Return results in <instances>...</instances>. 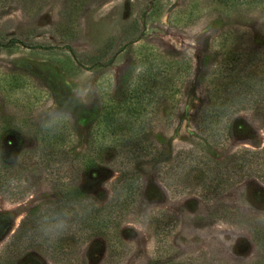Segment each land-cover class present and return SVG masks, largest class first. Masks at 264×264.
I'll list each match as a JSON object with an SVG mask.
<instances>
[{"label":"rangeland","instance_id":"rangeland-1","mask_svg":"<svg viewBox=\"0 0 264 264\" xmlns=\"http://www.w3.org/2000/svg\"><path fill=\"white\" fill-rule=\"evenodd\" d=\"M0 264H264V0H0Z\"/></svg>","mask_w":264,"mask_h":264},{"label":"trees","instance_id":"trees-1","mask_svg":"<svg viewBox=\"0 0 264 264\" xmlns=\"http://www.w3.org/2000/svg\"><path fill=\"white\" fill-rule=\"evenodd\" d=\"M19 43H21V41H19L17 39H11L8 44L12 45V44H19ZM38 47H42V46H38ZM73 55H74V53H73ZM205 124L208 125V123H205ZM205 124H204V126L206 128ZM210 133H212V132H210ZM211 137H212V134H211ZM115 205H118V200H116L113 203H109L106 208L104 207L103 209H95V211L87 212L88 209H85L83 204H79V207H77V208L81 209L80 219H81L82 225L86 226V227L90 226V228H93V229L100 228V230H103L104 232H110V229L112 227L111 223H112V220L114 217V210H113L114 207L113 206H115ZM86 208H87V206H86ZM20 233H21L20 231L17 232V234L15 235L16 239H18V237H20ZM18 240H20V239H18ZM16 243L12 244V245L15 246ZM113 244L116 245V241L113 240L112 245Z\"/></svg>","mask_w":264,"mask_h":264},{"label":"clouds","instance_id":"clouds-1","mask_svg":"<svg viewBox=\"0 0 264 264\" xmlns=\"http://www.w3.org/2000/svg\"><path fill=\"white\" fill-rule=\"evenodd\" d=\"M56 235H59V232H57Z\"/></svg>","mask_w":264,"mask_h":264}]
</instances>
